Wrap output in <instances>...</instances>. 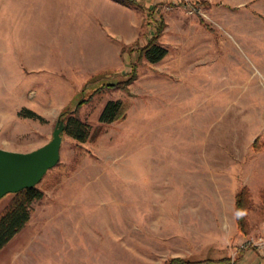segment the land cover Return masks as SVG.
I'll list each match as a JSON object with an SVG mask.
<instances>
[{
  "label": "rangeland",
  "instance_id": "1",
  "mask_svg": "<svg viewBox=\"0 0 264 264\" xmlns=\"http://www.w3.org/2000/svg\"><path fill=\"white\" fill-rule=\"evenodd\" d=\"M112 1L0 0V147L45 144L67 107L92 128L63 133L0 264H236L264 229V0ZM159 29L168 52L149 62L139 48ZM104 34L116 63L92 59ZM110 99L124 115L102 123Z\"/></svg>",
  "mask_w": 264,
  "mask_h": 264
},
{
  "label": "trees",
  "instance_id": "2",
  "mask_svg": "<svg viewBox=\"0 0 264 264\" xmlns=\"http://www.w3.org/2000/svg\"><path fill=\"white\" fill-rule=\"evenodd\" d=\"M160 29L155 32L150 40L141 48H139L140 55L149 62H157L162 59L168 52V49L159 41ZM124 52L125 50L122 49ZM128 54H130L128 52ZM132 70L130 78L124 84L128 85L136 75V65L131 64ZM110 85H113L110 83ZM125 104L121 99L108 100L99 115V121L102 123H109L124 115ZM20 115L28 117L42 116L29 108H22L19 111ZM59 120L64 121L63 133L73 137L77 142H84L92 135V128L89 123L77 116L76 111L69 110L68 107L60 113ZM43 197V191L37 185L26 187L18 192L13 193V197L7 205L0 212V250L5 247L12 238L21 231L28 223L33 209V202ZM244 190H240L236 194L235 215L238 227L242 232L248 231L246 219ZM230 258V257H229ZM230 263V260L227 259ZM191 260L182 257H173L165 264H191Z\"/></svg>",
  "mask_w": 264,
  "mask_h": 264
},
{
  "label": "water",
  "instance_id": "3",
  "mask_svg": "<svg viewBox=\"0 0 264 264\" xmlns=\"http://www.w3.org/2000/svg\"><path fill=\"white\" fill-rule=\"evenodd\" d=\"M64 125V121L59 120L52 138L35 149L18 151L0 147V199L6 194L37 185L44 174L58 163Z\"/></svg>",
  "mask_w": 264,
  "mask_h": 264
},
{
  "label": "crops",
  "instance_id": "4",
  "mask_svg": "<svg viewBox=\"0 0 264 264\" xmlns=\"http://www.w3.org/2000/svg\"><path fill=\"white\" fill-rule=\"evenodd\" d=\"M107 6L116 7L117 5L112 0H103ZM96 26V25H95ZM105 35V34H104ZM100 40L98 44H96L93 48L94 51L92 52V59L96 58V60H93L95 64H101V61L104 59L106 63L112 64L116 63L118 60V50L119 48L113 44V46L109 45V39L108 36H104ZM115 58V60H114ZM235 252H230V254H234ZM228 255H225L223 257L216 258L217 260H207L200 264H228ZM236 264H264V248L258 249L255 247L246 248L238 252V256L236 258Z\"/></svg>",
  "mask_w": 264,
  "mask_h": 264
},
{
  "label": "built area",
  "instance_id": "5",
  "mask_svg": "<svg viewBox=\"0 0 264 264\" xmlns=\"http://www.w3.org/2000/svg\"><path fill=\"white\" fill-rule=\"evenodd\" d=\"M179 2H184L185 4H187L189 2V0H154V3L159 4H170V3H179ZM193 8H190L191 11L196 10L197 8L193 5ZM251 247H255L258 249L264 248V229L263 231L257 235V236H251V237H247L244 242L241 244V249H246V248H251ZM235 253L232 256V259L230 260L229 264H235Z\"/></svg>",
  "mask_w": 264,
  "mask_h": 264
}]
</instances>
